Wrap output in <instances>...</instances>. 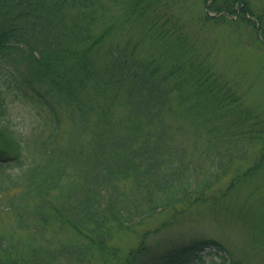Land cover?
<instances>
[{"label": "trees", "instance_id": "trees-1", "mask_svg": "<svg viewBox=\"0 0 264 264\" xmlns=\"http://www.w3.org/2000/svg\"><path fill=\"white\" fill-rule=\"evenodd\" d=\"M177 2L0 0V73L46 121L37 138L20 134L0 86V264H205L207 249L222 258L209 264H227L212 238L115 244L116 233L200 204L247 214L264 246V143L247 162L233 147L260 144L264 117L197 60ZM204 2L221 13L207 4V21L251 23L246 0ZM248 181L259 185L251 210L247 195L225 203Z\"/></svg>", "mask_w": 264, "mask_h": 264}, {"label": "rangeland", "instance_id": "rangeland-1", "mask_svg": "<svg viewBox=\"0 0 264 264\" xmlns=\"http://www.w3.org/2000/svg\"><path fill=\"white\" fill-rule=\"evenodd\" d=\"M250 10L249 22L236 21H207L204 18L206 5L204 0H178L172 6L171 12L174 13L180 23L183 24V32L188 34V42L197 53V60L204 62L219 75L220 80H228L234 89L243 97L244 103L253 105L264 117V41L261 33L254 26L253 22L264 25V0H246ZM210 2V1H209ZM238 8V4L235 6ZM213 14H216L213 12ZM251 15V17L249 16ZM258 16L262 17V23ZM233 17H230L232 19ZM143 48V47H142ZM141 48V49H142ZM145 52L150 58L158 57L155 48L148 49ZM143 52L145 55L146 53ZM166 64L172 63L167 59ZM9 73H0V86L4 90L11 91L8 96V108L12 126L22 135L30 136L32 139L41 130L46 127V121L42 113L29 102L19 99L10 84ZM9 85V86H8ZM8 86V87H7ZM69 124L66 122L63 126L67 129ZM39 132V133H38ZM48 131L45 132V135ZM233 141V140H231ZM207 139L201 137L198 146H202ZM217 143H221L217 140ZM236 149L233 150L235 156L245 157L243 162H247V149L250 153L260 155L264 140L260 144L250 146L247 140H238L233 142ZM237 143V144H236ZM233 148V149H234ZM227 178L225 183L229 180ZM259 187L256 181L246 182L237 192H235L225 203L230 205H241L247 195V209L254 205L253 198L248 194L253 187ZM200 204L177 218L171 210L164 211L157 216L144 220L137 225L134 230H126L116 233L115 244L127 248L133 246L145 235L148 234V241L153 245L161 244L166 241H188L198 238H212L221 241L225 252L221 253L226 259L227 264H264V246L262 238L258 234H253L247 230V214L243 221L240 220L223 203ZM220 211H218V210ZM233 209V208H231ZM13 220L5 221L3 230L12 229ZM171 224L165 227V223ZM165 224V225H163ZM26 235V231H20ZM52 234V232H50ZM62 235V234H61ZM65 240V236H62ZM204 256L205 264L214 260L221 262L215 254L214 249H207ZM101 259H95L96 264H102Z\"/></svg>", "mask_w": 264, "mask_h": 264}]
</instances>
